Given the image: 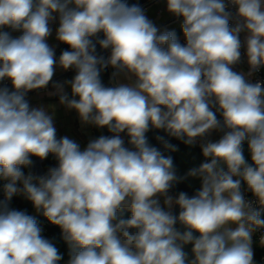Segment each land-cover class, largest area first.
<instances>
[{"label":"clouds","instance_id":"clouds-1","mask_svg":"<svg viewBox=\"0 0 264 264\" xmlns=\"http://www.w3.org/2000/svg\"><path fill=\"white\" fill-rule=\"evenodd\" d=\"M156 3L0 0V264H264V0Z\"/></svg>","mask_w":264,"mask_h":264},{"label":"crops","instance_id":"crops-1","mask_svg":"<svg viewBox=\"0 0 264 264\" xmlns=\"http://www.w3.org/2000/svg\"><path fill=\"white\" fill-rule=\"evenodd\" d=\"M145 9L148 11V15L150 18L157 20V17L159 19L157 20V23L159 25H169L176 27L177 33H180V30L177 25L173 24L172 18L168 17L163 10V6L161 4L156 3V0H151L147 5L144 6ZM69 74H61L57 73V76L55 79H63L65 76H69ZM29 99L33 103H56L55 98H48L46 96L37 95L36 93H31L29 96ZM57 127H58V134L60 135H70L74 138H76L79 142L82 143V146L86 144L88 136L92 135H98V133L95 129H81L78 120L76 118L75 113H66L63 108H57ZM51 161H48L46 163H50ZM18 202V208L21 210H26L30 214L32 213V208L31 205L28 204L27 202L17 199ZM40 222L44 220L42 217H38Z\"/></svg>","mask_w":264,"mask_h":264},{"label":"water","instance_id":"water-1","mask_svg":"<svg viewBox=\"0 0 264 264\" xmlns=\"http://www.w3.org/2000/svg\"><path fill=\"white\" fill-rule=\"evenodd\" d=\"M151 0H132V2H139L143 7L145 5H147ZM105 80H107V76H105ZM104 134H107L106 133V130H105V133ZM153 134L150 133V136H152ZM175 142V141H174ZM176 156V161H177V164L183 168L187 165V156H186V150L184 148L183 145H180V151L178 153L175 154ZM183 187V186H181Z\"/></svg>","mask_w":264,"mask_h":264},{"label":"built area","instance_id":"built-area-1","mask_svg":"<svg viewBox=\"0 0 264 264\" xmlns=\"http://www.w3.org/2000/svg\"><path fill=\"white\" fill-rule=\"evenodd\" d=\"M13 204H14L15 207L18 208V202H17V199H15V200L13 201ZM41 224H42V226H43L44 229H45V235L48 236L49 238H54V236H55L56 234H58L57 228H55L54 226L49 225V224L47 223V221L42 220V221H41Z\"/></svg>","mask_w":264,"mask_h":264},{"label":"trees","instance_id":"trees-1","mask_svg":"<svg viewBox=\"0 0 264 264\" xmlns=\"http://www.w3.org/2000/svg\"><path fill=\"white\" fill-rule=\"evenodd\" d=\"M57 231H58V234H56V235L54 236V238H55L57 241H59V230L57 229ZM60 247H61L62 251H66L65 246L62 244V242L60 243Z\"/></svg>","mask_w":264,"mask_h":264}]
</instances>
